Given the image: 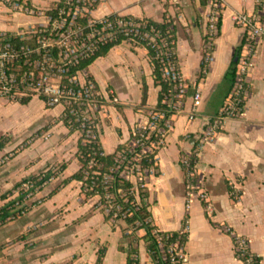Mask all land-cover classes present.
<instances>
[{
  "label": "crops",
  "instance_id": "crops-1",
  "mask_svg": "<svg viewBox=\"0 0 264 264\" xmlns=\"http://www.w3.org/2000/svg\"><path fill=\"white\" fill-rule=\"evenodd\" d=\"M20 1L35 9H47L59 0ZM254 9L255 0H224L212 62L198 85L208 5L203 6L200 0H101L92 12L94 18L116 14L173 23L177 64L191 86L166 145L157 154L159 175L150 179L148 201L152 222L161 232L180 231L182 220L188 215L185 264H244L235 256L232 237L223 227L247 239L250 252L258 257L259 264H264V37L258 45L243 114L226 120L216 137L201 148L198 168L211 204L209 212L196 198L187 207L184 175L179 165L180 155L191 150L198 133L215 116L230 91L227 73L244 34L243 29L234 25L233 16L252 13ZM37 20L13 11L0 0V32H16ZM87 75L102 93L111 90L117 98L115 104L107 105L100 124L102 150L106 155L112 154L157 109L161 88L154 82L146 49L128 41L97 57L87 66ZM192 85L199 88L202 100L191 121L188 114L194 93ZM144 88L146 100L142 103ZM14 112L18 114L12 115ZM60 113L59 107L47 109L39 99L24 105L0 99V137H9L0 154L39 132L26 149L2 167L7 179L66 164L63 172L37 193L43 197L80 167L75 158L80 133H70L60 120ZM229 185L237 194L236 201L231 199ZM97 200L95 197L84 201L77 181L62 186L48 199L52 205L46 200L23 215L22 218L30 219L28 224L17 225L18 218L0 228V244L32 230L25 240L1 251L0 258L11 257L12 264H94L98 248L105 246L104 264H126V254L118 249L123 241L120 227L106 222L101 212H91ZM137 248L139 264H152L142 240Z\"/></svg>",
  "mask_w": 264,
  "mask_h": 264
},
{
  "label": "built area",
  "instance_id": "built-area-1",
  "mask_svg": "<svg viewBox=\"0 0 264 264\" xmlns=\"http://www.w3.org/2000/svg\"><path fill=\"white\" fill-rule=\"evenodd\" d=\"M100 1L59 0L44 12L28 7L18 0H1L13 11L38 20L16 32H0V99L7 103L39 99L47 109L59 107L62 122L67 113L70 115V125L79 131L85 129L89 137L99 138L101 118L107 105L115 104L117 98L111 90L106 94L102 93L95 81L87 75V66L78 68V65L94 57L103 47L117 45L119 41L142 45L154 51L162 80L169 85L173 84V88L163 98L162 104L166 108L152 111L144 125L133 129V135L136 132L139 134L135 145L141 148V154L151 153L154 149L161 150L166 145L167 130L172 127L167 113L183 105L191 83L181 74L171 42L166 35L154 27L147 28L142 19L135 20L116 14L92 17V12ZM223 8L224 0H208L204 34L208 35L209 48L211 43H215L217 23ZM233 23L244 32V44L238 50L234 80L218 112L198 133L188 152L194 156L196 162L187 166L186 173L183 174L187 207L191 199L196 198L204 204L207 212L210 211L211 204L205 187L195 193L191 176L200 174V183L203 185L198 168L202 146L216 137L226 120L243 114L250 94V75L255 66L258 45L264 37V0H255L252 13L235 14ZM212 54L205 58L202 73H207ZM192 86L194 93L188 114V120L191 121L195 119L202 100L199 88ZM132 160L135 162L127 170V179L136 183L137 175L140 174V165L137 163L139 157ZM183 163L188 165V159L184 158ZM149 172L153 173L151 170ZM110 178V175H106L105 181ZM24 186L28 188L27 185ZM224 230L231 237L235 236V256H245L246 263H250L253 254L249 253L247 239L235 234L228 227H224ZM168 253L171 256L170 264L187 262L185 252L178 250L176 244L169 248Z\"/></svg>",
  "mask_w": 264,
  "mask_h": 264
},
{
  "label": "trees",
  "instance_id": "trees-1",
  "mask_svg": "<svg viewBox=\"0 0 264 264\" xmlns=\"http://www.w3.org/2000/svg\"><path fill=\"white\" fill-rule=\"evenodd\" d=\"M200 2L203 6L208 5V0H200ZM142 20L146 22L147 28L154 27L155 29L160 30L163 35L168 37V40L171 42V49L176 58V38L173 23L167 19H164L161 23H157L149 19ZM221 20L222 15L217 23L216 38L220 34ZM211 44L212 46L209 48L208 35L204 34L201 70H203L205 66V58L210 56L215 49V43ZM243 44L244 38H242L238 50L241 49ZM111 47L112 46L103 47L94 57L81 62L78 65V68L89 66L97 57L104 55ZM144 48L146 49L153 66L154 82L161 88L157 109L153 111L155 112L159 109L166 108V105L162 104L163 98L168 91L173 88V84L169 85L162 80L158 61L154 57V51L148 47ZM208 70L209 69H207V71ZM235 70L236 61L232 63L231 69L227 73V78H230V88L234 80ZM205 76L206 74L201 72L196 84H200ZM145 100L146 91L144 88L142 103H144ZM29 102L30 100L24 99L20 101V104L24 105ZM179 111H183V105L179 108L172 109V111L167 113L172 125L175 118L180 114ZM69 117L70 115L66 113L62 119L64 125L70 133L79 131L77 128L68 123ZM171 128L167 130V134H169ZM79 132L80 136L77 140V151L75 154V158L80 163L79 169L73 175L64 179L60 185L44 196L42 200H35L31 204H27V200L31 198L30 195L38 192V190L40 191L48 182L59 176V174L66 168V164L57 165V168L54 166L49 167L36 175L21 180L20 183L16 185V187L19 188V194L17 197L15 196L8 200L5 205L0 208V226L22 217L32 210V208L38 206V204L48 200L62 186H65L74 180L80 183V197L84 201L95 197L98 198L97 202L92 206L91 212L96 210L101 212L104 216V220L109 222L113 227L118 226L116 225L117 221H123V223H125L126 227H122V225L118 226L121 229L123 240L119 243L118 249L126 254V264H139L137 245L140 240L145 243L146 250L152 264H170L171 256L168 253L169 248L176 244L178 250H184V246L188 238V215L185 214L180 231L161 232L152 222L150 213L151 204L148 201V185L151 178L159 175L157 154L160 149H154L151 153L141 154V148L135 145V139L139 134L136 132V135H133L132 130L130 138L126 143L119 144L114 153L106 155L102 150L100 137L92 138L87 136L85 129ZM38 134L39 132L31 136V140L28 142L30 143ZM167 136L168 135H166V137ZM8 142L9 137H0V151L4 149ZM136 156L139 157L137 163L140 165V174L137 175L138 177L136 183H133L131 180L127 179V170L131 167L133 162H135L132 159ZM184 158L188 159V165L183 163ZM195 162L196 160L194 156L188 152H184L180 155L179 165L181 166V170L184 175L186 173L187 166L194 165ZM149 170L153 171V173H150ZM106 175L111 176L109 181H105ZM191 179L193 185L195 186L194 192L198 193L203 188V185L200 183V174L192 175ZM24 185H27L28 188L25 189ZM228 189L231 199L236 201L235 197L237 194L230 185ZM186 204H188L187 198ZM207 217L209 216L207 215ZM31 233L32 230L24 232L12 240L11 244L25 240ZM232 240L234 242L235 236H232ZM4 247L5 246L2 245V248ZM105 252V246L98 248L94 264H104ZM247 255H249L248 252ZM238 259L244 264H259V259L255 255H253L250 263H246L245 256ZM178 264L181 263L179 262Z\"/></svg>",
  "mask_w": 264,
  "mask_h": 264
},
{
  "label": "rangeland",
  "instance_id": "rangeland-1",
  "mask_svg": "<svg viewBox=\"0 0 264 264\" xmlns=\"http://www.w3.org/2000/svg\"><path fill=\"white\" fill-rule=\"evenodd\" d=\"M18 1H20V0H18ZM24 4H26V3H24ZM53 5H54V3L53 4H50V7H52ZM27 6L30 7L29 4ZM37 11H44V12H46L47 10L46 9H40V10H37ZM34 100H36V99H34ZM14 113L15 114H12L14 116H16V114H18V112H14ZM29 140H31V136L29 138L25 139L20 145L14 147L12 150L0 154V208L3 205H5V203L8 200L12 199L15 196L17 197V195L19 194L18 193L19 192V190H18L19 188L16 187V185L18 183H20L21 180L33 176V175H30V176L20 175L19 177H15V176L13 177L12 176V178H8L7 179V177L4 175V172H1L2 171V167H4L10 160L14 159L19 153H21L24 149H26L30 145V143L28 142ZM58 166L56 165L54 167L57 168ZM38 173H40V171ZM38 192H39V190H38ZM38 192L34 193L33 195H30L31 198L27 200V204H31L35 200H38V199H41L42 200L44 198L43 195H42V193L37 195ZM41 195H42V197H39ZM47 202L49 203V205H52L50 201L47 200ZM38 205H40V204H38ZM46 205H48V204H46ZM22 217H21V219L19 218L20 220L18 219L17 225L20 224V225L24 226V224L26 225V224L29 223L30 219L28 217L27 218H25V217L22 218ZM8 223H10V222H8ZM8 223H6V224H8ZM116 223H117L116 225H118V226H121L122 225V227H126V225H125V223H123V221H117ZM6 224H4V225H6ZM4 225L0 226V228L3 227ZM6 235H8V233H6ZM14 244H17V242L14 243ZM14 244H11V240L9 242H5L3 244H0V252L1 251H4V250L7 251V249H9L10 247H12ZM2 245H4L5 247L2 248ZM27 245H30V244H27ZM11 261H12L11 260V257H9L8 259L0 258V264H4V263L5 264H12Z\"/></svg>",
  "mask_w": 264,
  "mask_h": 264
},
{
  "label": "water",
  "instance_id": "water-1",
  "mask_svg": "<svg viewBox=\"0 0 264 264\" xmlns=\"http://www.w3.org/2000/svg\"><path fill=\"white\" fill-rule=\"evenodd\" d=\"M237 55H238V51H237V53H236V58L234 59V61H236V59H237Z\"/></svg>",
  "mask_w": 264,
  "mask_h": 264
}]
</instances>
